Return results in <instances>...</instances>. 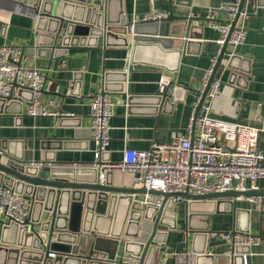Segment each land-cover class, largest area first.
I'll list each match as a JSON object with an SVG mask.
<instances>
[{
	"label": "crops",
	"instance_id": "1",
	"mask_svg": "<svg viewBox=\"0 0 264 264\" xmlns=\"http://www.w3.org/2000/svg\"><path fill=\"white\" fill-rule=\"evenodd\" d=\"M229 1L233 0H194L188 7L177 6L170 0H123L128 28L132 23L144 21L154 11L167 15L173 12L175 17L182 18L173 25L185 38V49L174 73L160 67H138L129 71L131 47L116 41L107 45L105 38H99L94 47L67 49L62 46L61 37L51 48L53 35L37 30L34 17L18 12L14 3L3 2L0 46L23 49L24 66L45 75L42 106L57 115L31 117L27 114L28 102L17 97L15 100L23 106L15 105L10 113L0 114V143L5 146L10 143L13 151L21 150L30 155L33 163L91 167L95 147L91 141L90 102L99 90H104L108 75L114 77L109 93L115 103V116L110 121L111 142L106 159L120 163L126 150L149 151L155 144H168L185 135L205 71L219 51L220 34L209 27L207 11ZM251 3L249 0L243 24L247 30L246 42L238 49L242 57L237 63L239 70L227 69L221 75V93L212 103L211 116L260 130L258 147L264 152V2ZM116 6L119 9V5ZM192 14L196 18L190 19ZM225 18L223 14L222 20ZM169 28L167 24L166 35ZM58 49L67 51L56 55ZM175 65H170V69H175ZM122 73H126V79H116ZM162 77L169 82L164 94L159 85ZM51 159L55 162H47ZM256 186L264 190V180H259ZM226 201L234 202L236 211L224 213L229 206H223V213L211 214L208 224L206 222L209 233L205 236L189 230L187 200H170L168 208L177 214L176 230L168 231L166 243L158 245L157 260L165 254L187 251H206L205 255L226 257L232 253V248L222 234L237 229H248L253 235L264 238V215L251 198ZM171 220L166 222L171 225ZM204 220L205 217L197 216L193 227L202 228ZM247 256V264H264V241L252 247ZM203 262L210 263L209 259ZM167 264H175V258L169 257Z\"/></svg>",
	"mask_w": 264,
	"mask_h": 264
},
{
	"label": "water",
	"instance_id": "2",
	"mask_svg": "<svg viewBox=\"0 0 264 264\" xmlns=\"http://www.w3.org/2000/svg\"><path fill=\"white\" fill-rule=\"evenodd\" d=\"M5 1L32 15L37 30L53 35L51 48L61 37L62 46L67 49L94 47L99 38H105L107 45L116 41L131 47L129 71L138 67H160L174 73L185 49V38L173 26L182 18L175 17L173 12L162 20L136 22L132 34L124 21L123 0H0V10ZM170 1L177 6L191 7L194 0ZM248 1L241 0L240 13L246 12ZM251 1L253 5L264 2ZM167 24H170L169 35H166ZM243 24L244 17L240 16L235 25L242 27ZM226 48L227 44L218 59L214 76L202 94L196 116L212 82L220 79L227 69L239 70L237 63L242 61L239 54L231 59L226 70L221 68ZM66 51L58 49L55 54ZM174 64L175 69H170L169 66ZM120 77L126 79L127 75L119 74L116 79ZM113 79V75H108L106 92L112 91L110 82ZM18 96L26 102H31L33 97L25 90H20ZM15 105L22 107L23 103L15 98L0 99V114L10 113ZM18 113L21 114L22 109ZM10 145L0 143V148L6 151V157L0 158V187L12 188L22 195L23 208L30 217L24 225L12 223L0 228V264H124L120 260L126 255L138 258L139 264H159L160 260L156 258L160 251L158 245L166 243L168 231L176 230L177 214L168 208L169 198L182 196L187 199L189 230L208 236L211 214L223 213L221 210L226 206L229 210L224 213L236 211L234 202L226 200L264 197V190L205 196L153 193L162 195L165 205L161 209L143 208L140 202L145 190L134 188L133 174L109 171L105 181L101 182L100 171L95 167H66L52 163L39 167L30 155L21 150L13 151ZM103 161L109 160L103 158ZM47 162H55V159ZM197 216L205 217V225L200 229L193 227ZM169 218L171 225L166 222ZM237 231L250 232L248 229ZM205 252H193L199 255L197 264H204V259H209V264H223L222 259L226 261L224 264H245L243 256L250 255L251 248H234L230 255L221 258L205 255Z\"/></svg>",
	"mask_w": 264,
	"mask_h": 264
},
{
	"label": "built area",
	"instance_id": "3",
	"mask_svg": "<svg viewBox=\"0 0 264 264\" xmlns=\"http://www.w3.org/2000/svg\"><path fill=\"white\" fill-rule=\"evenodd\" d=\"M241 0L223 3L207 11L206 20L210 28L219 32L217 40L219 51L210 60L205 71L202 88L187 126V133L176 137L168 144H155L149 151L126 150L120 163L103 161L110 146V121L115 116V103L109 92L99 90L90 102V115L93 121L91 141L94 144V163L100 171V181H105L106 172L130 173L134 175V188L143 189V201L140 206L161 209L164 197L159 194L205 196L224 192H247L258 190L259 180H264V152L258 147L260 133L258 129L238 123H230L211 116L212 103L221 93L222 83L215 79L207 93L202 108L196 116L197 108L202 101V94L214 76L218 59L227 44L221 68L226 70L238 49L243 47L247 30L238 27ZM18 12H24L17 7ZM223 14L226 18L222 20ZM168 15L154 11L144 20H162ZM38 18L37 16L35 17ZM196 18L194 14L190 19ZM134 34L135 23L129 26ZM23 49L13 45L0 46V99L19 98L20 90L32 93L28 102L27 114L31 117L55 116L57 113L42 106L45 91V75L38 69L24 66ZM160 92L164 94L169 85L168 79L159 81ZM9 102V101H8ZM6 157V151L0 148V158ZM37 166H44L42 163ZM170 200H187L182 196ZM256 208L264 215V197L251 198ZM24 198L14 189L0 187V228L12 223L24 225L29 219V212L23 208ZM188 202V200H187ZM231 248L257 247L262 244V236L243 233L237 230L222 234ZM175 258V264H197L199 255L187 251L179 254H165L159 264H167L169 257ZM247 264V255H244ZM120 262L139 264L138 258L126 255Z\"/></svg>",
	"mask_w": 264,
	"mask_h": 264
}]
</instances>
